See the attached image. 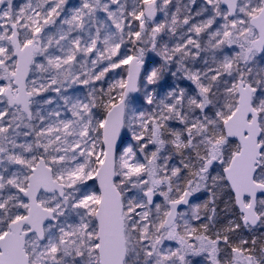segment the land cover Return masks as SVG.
Instances as JSON below:
<instances>
[{
    "label": "snow or ice",
    "instance_id": "6c2138e0",
    "mask_svg": "<svg viewBox=\"0 0 264 264\" xmlns=\"http://www.w3.org/2000/svg\"><path fill=\"white\" fill-rule=\"evenodd\" d=\"M0 264H264V0H0Z\"/></svg>",
    "mask_w": 264,
    "mask_h": 264
},
{
    "label": "rangeland",
    "instance_id": "374dc122",
    "mask_svg": "<svg viewBox=\"0 0 264 264\" xmlns=\"http://www.w3.org/2000/svg\"><path fill=\"white\" fill-rule=\"evenodd\" d=\"M24 0H14V3L16 5H19L21 3H23ZM79 2V0H69V5H72V4H77ZM198 3H199V0H198ZM195 7V6H193ZM158 19H163V14H158ZM128 66H124V68H126ZM119 73L120 76H126V73L124 72V69L121 68V69H116L114 70L113 72H109L107 77L105 78V86L108 82H111L114 78H119V76H117L116 74ZM183 86V85H182ZM47 95V94H46ZM194 260H199L200 258H193Z\"/></svg>",
    "mask_w": 264,
    "mask_h": 264
}]
</instances>
